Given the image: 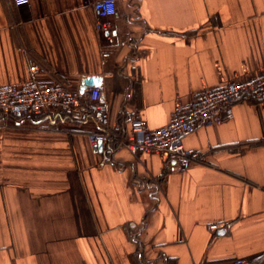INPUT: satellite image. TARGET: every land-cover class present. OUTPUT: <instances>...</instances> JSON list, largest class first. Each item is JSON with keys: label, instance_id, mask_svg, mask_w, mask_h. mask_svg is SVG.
Returning a JSON list of instances; mask_svg holds the SVG:
<instances>
[{"label": "crops", "instance_id": "obj_1", "mask_svg": "<svg viewBox=\"0 0 264 264\" xmlns=\"http://www.w3.org/2000/svg\"><path fill=\"white\" fill-rule=\"evenodd\" d=\"M94 1L0 0V84L27 80L29 58L73 89L101 75L113 124L159 127L264 69V0H116L110 38ZM233 103L185 135L205 157L187 168L95 150L97 123L66 110L0 112V264H264V101Z\"/></svg>", "mask_w": 264, "mask_h": 264}, {"label": "built area", "instance_id": "obj_2", "mask_svg": "<svg viewBox=\"0 0 264 264\" xmlns=\"http://www.w3.org/2000/svg\"><path fill=\"white\" fill-rule=\"evenodd\" d=\"M18 6L27 5L29 0H14ZM93 9L97 18V29L110 38L112 15L117 12L116 0H95ZM110 51H103L104 60ZM110 56V55H109ZM31 76L21 84H0V112L6 116H43L48 110H66L75 118H91L98 129L87 136L93 149L113 146L126 148L138 156L157 152L166 159L175 161L182 168L205 160L202 152L184 145V137L194 132L204 121L220 123L234 116L233 102L241 98H256L264 101V69L247 80L230 81L212 90L199 93L192 101L175 105L169 122L159 127H151L142 118L125 119L113 124L109 104L104 100L103 86H91L84 93L69 87L38 61L29 58ZM41 74L43 76H41ZM47 127V125H43ZM153 185H160L154 176ZM143 185V184H141ZM140 185V186H141ZM223 224L213 223L209 228L216 232ZM233 264H248L245 259H237Z\"/></svg>", "mask_w": 264, "mask_h": 264}, {"label": "water", "instance_id": "obj_3", "mask_svg": "<svg viewBox=\"0 0 264 264\" xmlns=\"http://www.w3.org/2000/svg\"><path fill=\"white\" fill-rule=\"evenodd\" d=\"M103 76L101 75H92L88 76L86 78H83V81L81 82L80 91L84 93L88 87L91 86H100L102 85ZM102 144L100 145V149H102Z\"/></svg>", "mask_w": 264, "mask_h": 264}]
</instances>
